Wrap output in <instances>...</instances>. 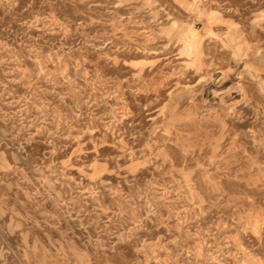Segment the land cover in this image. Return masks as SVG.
Returning a JSON list of instances; mask_svg holds the SVG:
<instances>
[{
	"label": "rangeland",
	"instance_id": "1",
	"mask_svg": "<svg viewBox=\"0 0 264 264\" xmlns=\"http://www.w3.org/2000/svg\"><path fill=\"white\" fill-rule=\"evenodd\" d=\"M0 264H264V0H0Z\"/></svg>",
	"mask_w": 264,
	"mask_h": 264
}]
</instances>
